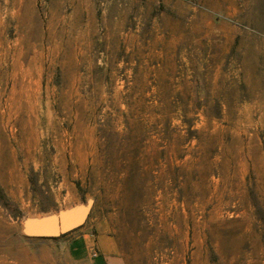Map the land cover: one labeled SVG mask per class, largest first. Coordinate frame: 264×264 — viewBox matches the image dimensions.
<instances>
[{
    "label": "rangeland",
    "instance_id": "rangeland-1",
    "mask_svg": "<svg viewBox=\"0 0 264 264\" xmlns=\"http://www.w3.org/2000/svg\"><path fill=\"white\" fill-rule=\"evenodd\" d=\"M1 225L0 264H264V0H0Z\"/></svg>",
    "mask_w": 264,
    "mask_h": 264
},
{
    "label": "water",
    "instance_id": "water-1",
    "mask_svg": "<svg viewBox=\"0 0 264 264\" xmlns=\"http://www.w3.org/2000/svg\"><path fill=\"white\" fill-rule=\"evenodd\" d=\"M86 214L84 208L73 207L50 217L25 221L20 232L26 238H55L80 227Z\"/></svg>",
    "mask_w": 264,
    "mask_h": 264
},
{
    "label": "crops",
    "instance_id": "crops-1",
    "mask_svg": "<svg viewBox=\"0 0 264 264\" xmlns=\"http://www.w3.org/2000/svg\"><path fill=\"white\" fill-rule=\"evenodd\" d=\"M77 243V245H75ZM85 245L83 240H77L69 246V256L74 261H80L85 256ZM90 264H106L103 259L95 258L90 261Z\"/></svg>",
    "mask_w": 264,
    "mask_h": 264
},
{
    "label": "bare ground",
    "instance_id": "bare-ground-1",
    "mask_svg": "<svg viewBox=\"0 0 264 264\" xmlns=\"http://www.w3.org/2000/svg\"><path fill=\"white\" fill-rule=\"evenodd\" d=\"M7 232V228H4L3 225H1L0 228V238L3 237V235ZM7 234V233H6Z\"/></svg>",
    "mask_w": 264,
    "mask_h": 264
}]
</instances>
